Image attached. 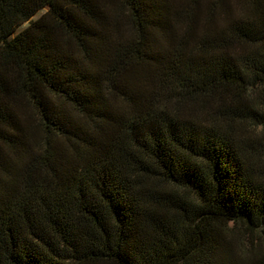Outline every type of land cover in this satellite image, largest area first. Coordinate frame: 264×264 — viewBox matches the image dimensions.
I'll list each match as a JSON object with an SVG mask.
<instances>
[{"label":"trees","instance_id":"obj_1","mask_svg":"<svg viewBox=\"0 0 264 264\" xmlns=\"http://www.w3.org/2000/svg\"><path fill=\"white\" fill-rule=\"evenodd\" d=\"M0 264H264V0H0Z\"/></svg>","mask_w":264,"mask_h":264},{"label":"rangeland","instance_id":"obj_2","mask_svg":"<svg viewBox=\"0 0 264 264\" xmlns=\"http://www.w3.org/2000/svg\"><path fill=\"white\" fill-rule=\"evenodd\" d=\"M42 13H43V11L39 12L38 14H36V15L33 17V19L38 18ZM24 26H25V25H23V27H24Z\"/></svg>","mask_w":264,"mask_h":264}]
</instances>
